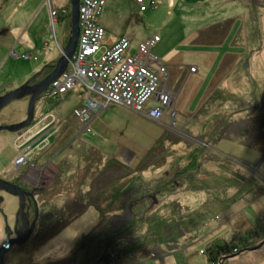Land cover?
<instances>
[{
	"label": "rangeland",
	"instance_id": "1",
	"mask_svg": "<svg viewBox=\"0 0 264 264\" xmlns=\"http://www.w3.org/2000/svg\"><path fill=\"white\" fill-rule=\"evenodd\" d=\"M156 1V7L142 12L136 0H105L98 20L109 37L132 39V51L140 41L160 36L161 40L152 48L151 53L156 56L151 61L166 69L161 87L166 83L172 91L169 85L175 82V90H180L176 102L172 91L175 104L171 110L165 108L160 121L147 116V107L140 110L119 104L105 107L102 96H86L78 84L76 93L70 92L73 87L52 99L45 97L47 88L36 101L34 126L16 137L12 135L16 132L1 133L0 175L7 176L15 168L16 145L20 142L24 146L27 142L32 146L35 138L47 134L46 126L52 125L56 134L49 137L52 146L76 134L77 127L83 132L87 154L82 192L70 196L59 187L54 202L57 222L53 224L55 228L49 226L50 232L46 230L43 237H49V242L39 251L52 254L55 260L69 254L74 256L72 248H83L85 244L84 251H89L91 258L89 264H98L97 254L101 262L106 257L111 264H208L206 254L200 253L206 246L201 238L207 234L229 231L227 239L231 241L233 232L250 229L257 232L258 240L264 241V0ZM66 5L67 0H0V96L40 72L51 57H59L58 46H65L70 27L60 18L61 14L56 15L54 22L51 10L61 11ZM193 68L198 71L192 73ZM154 97L148 105L153 104ZM28 100L21 98L8 103L1 109L0 122L12 124L24 118ZM89 100L95 103L91 119L101 112L87 130V125L78 121L75 110L85 107ZM58 116L65 118L61 120ZM66 123L68 128L62 131ZM8 134L12 136L8 138ZM194 137L201 141L206 137L201 144L208 143L230 160L234 158V167L239 170L247 166L261 183L247 182L251 195L229 204V211L206 221L195 232L197 236L181 230L184 226L177 220L162 221L164 226H155L161 227L158 232H165L166 236L168 232L167 240L172 246L144 248L145 241L134 239L131 229L124 226L132 221L133 214L139 220L143 218L148 227L152 225L149 217L169 201L177 209L180 206L197 209L204 203L202 191L183 190L165 199L155 193L158 183L165 186L175 179L180 183L196 167L181 160V154L191 157L201 151L197 162L211 158L213 150L198 144L199 139ZM43 141H38L40 147H44ZM115 154L120 159L114 158ZM162 155L168 159L166 165L162 163ZM65 157L70 169L75 168V153H62L57 164ZM210 166L205 168L209 170ZM141 168L144 171H139ZM112 171L119 172L118 176ZM205 171H198V178L207 174ZM70 172L67 185L75 186L74 181L80 176H75L74 169ZM160 214L167 213L162 210ZM3 227L0 225V238L4 239L0 247L7 244ZM97 227L100 229L96 231ZM137 244V250L124 254L127 246H133L134 250ZM6 253L11 258L14 247L8 246ZM118 253L120 259L115 262L114 254ZM224 264H264V246L256 252L230 257Z\"/></svg>",
	"mask_w": 264,
	"mask_h": 264
},
{
	"label": "built area",
	"instance_id": "2",
	"mask_svg": "<svg viewBox=\"0 0 264 264\" xmlns=\"http://www.w3.org/2000/svg\"><path fill=\"white\" fill-rule=\"evenodd\" d=\"M136 2L140 11L157 6L156 0ZM104 5L105 0H80V34L77 47L69 60L68 69L48 86L45 97H58L79 84L89 97L92 94L102 96L105 103L103 106L119 104L135 110L147 107V116L160 121L165 114V108L171 110L174 97L166 83L161 87L165 68H159V65L156 66L151 61L156 56L151 50L160 41V36L154 35L141 41L134 51L131 39L125 36L106 46L103 43L106 29L98 22ZM61 13L67 14V11L64 8L61 11L51 10L54 22L56 15ZM53 34L55 36V32ZM153 97V104L148 105ZM93 106L95 103L89 100L85 107L75 110L78 121L87 125V130L90 129L88 125L92 121L90 112ZM21 147H24L23 144Z\"/></svg>",
	"mask_w": 264,
	"mask_h": 264
},
{
	"label": "flooded vegetation",
	"instance_id": "3",
	"mask_svg": "<svg viewBox=\"0 0 264 264\" xmlns=\"http://www.w3.org/2000/svg\"><path fill=\"white\" fill-rule=\"evenodd\" d=\"M42 78L43 76L37 77L32 80L30 84H35ZM26 117L27 113L24 118L14 122L22 121ZM35 121L36 117H33V120L28 127L21 129L12 135H15L16 137L17 134L24 133L28 128L36 124ZM10 123L0 122V126ZM68 123H66V126L63 127L62 131H65L66 128H68ZM4 131L7 132V130H1L0 136ZM45 131H47V134H44L43 137L40 138L45 140L43 142L44 147L38 145V141L40 140L38 137L34 139V141H37L32 144V146L26 142L24 147H19L21 144L19 142L16 145L18 150L17 155L13 159L15 167L13 172L7 176L0 175V178L15 185L17 187L15 188L19 191L17 195H13L4 189H0V208L5 215L4 217L0 214V217L2 216L1 218L4 227L6 224H9L11 229H14L16 225L18 230H20L21 239L25 238L29 232L27 239L21 242V245H17L16 243L11 244V246L14 247L15 254H13L11 258H7L8 253H6L5 260L7 264H89L91 258L89 256V251H84L85 244L83 245V248H72L74 256L69 254L62 258L58 257V260H55L52 254L45 253L39 254V261H36L35 263L30 262L31 254L34 251H40L41 247L49 242V237H43L46 234V230L50 232L52 229H49V226H52L53 224L55 225L57 222L58 210L56 204L54 205V202H56L59 187L62 186V189L66 190L70 196H74L77 192H82L80 187L83 179L81 177H83L85 173L84 162L87 151L85 150V142L82 141L81 135L83 132L80 128L77 127L76 134H70L67 139L65 138L63 141H60L58 146L57 143L52 146L49 142V137L51 135H56L53 132L52 125L46 127ZM10 136L8 138H10ZM1 145L0 141V152ZM64 152H66V154H76L75 160L77 162L74 164V167H76L71 169H74L75 176H80V179L74 181L75 186L73 184L70 186L67 185L68 181L66 177L68 174L71 175V169L67 159L68 157H65V160L62 161L61 164H57V159ZM112 172V174L115 172V176L119 173H117V171ZM21 203L23 207H20ZM11 204L13 205L12 207ZM99 229L100 227H97L96 231ZM15 238L16 235L11 234L6 241H11ZM114 255L116 262L120 259V255L119 253ZM101 259V256L97 254L96 262L98 264H101L102 262L105 264H111L106 257H104L102 262Z\"/></svg>",
	"mask_w": 264,
	"mask_h": 264
},
{
	"label": "trees",
	"instance_id": "4",
	"mask_svg": "<svg viewBox=\"0 0 264 264\" xmlns=\"http://www.w3.org/2000/svg\"><path fill=\"white\" fill-rule=\"evenodd\" d=\"M64 9L67 11V14L61 13L60 18L64 20L66 24L69 25V27H71V8L69 7L68 9ZM53 64L54 63L46 64L41 69V74H39L37 77L45 76L46 74H48L52 70ZM189 134L191 137H193L191 133ZM205 138L206 137H204V140L206 141ZM203 141L199 140L198 144H201ZM203 144L204 146H207L208 149H210L209 151L213 150L210 154L211 158L209 157L206 158L205 161L197 162V157L200 156L198 154L201 153V151H199V153L195 155L191 154V157L189 154H186L184 156L183 154H181V160L189 162V165L192 167L193 165H196V167L192 169L191 172L189 171L190 173L187 179L185 180L184 178V181L180 183H178L176 179L168 181L170 184H165V186L161 183H158L155 193L157 197L159 195L161 199H165L171 198L173 194L181 192L183 190L185 192L202 191L204 193L205 198L204 203L197 209H182L181 206L177 209V207L172 203V201H169L164 207L160 206L157 209V211H159V214L157 211H155L156 214L152 217H149L148 220L151 221L152 225L149 222L150 225H148V227H145L146 223L143 221V218L139 220V217H135L136 215L133 214L132 221L126 223L124 226H127L129 229H131L130 231H132L131 233L134 239H136L137 241L138 239H140V241H145L143 245L144 248L147 246H154L153 248L157 246L160 247L162 246V244L172 246V244H169L170 242L168 243L167 240L168 232L166 236L165 232H158L161 227L155 226H164L162 221L168 222L170 220H177L178 223L184 226V228L181 227V230L187 231L188 234H195V232H197L202 226L207 224L206 221L214 219L213 216L215 217L216 215H221L222 213L227 212L229 209V204L237 202L238 199H247L248 195H251L249 194L251 188H249L248 190V188L246 187V185L248 184L247 182L251 183L252 185H254L255 183L258 184V182H260L259 179H257L254 175L250 174V170L247 166L246 169L242 168V170L232 169L230 163L231 160L229 158L222 155L219 151H216L214 148L212 149L210 144ZM203 144L201 145L203 146ZM216 155L217 157H215ZM162 156V163H164L167 158L166 155ZM208 164L211 165L209 167V170L205 168ZM141 170L143 169H139V171ZM205 170H207V174H205L202 178H198V174L196 173H198V171L199 173L203 171L206 172ZM163 182L164 181H162V183ZM206 185L208 186V188L206 187ZM172 208H174V210H172ZM162 210L167 214L162 216L160 214ZM133 223H135L133 225L135 227L132 228L131 225ZM228 234L229 231H225L223 234H207L206 236H203V238H201L206 246L205 248L200 249V253L206 254L208 258V264H224L225 260L230 257L237 256L238 254L243 252H256V250H259L264 246V243L259 246L263 242V238L258 240L256 238V231L247 229L244 232H233V234L230 236L231 241L227 239ZM195 235L197 236V234ZM256 242L258 243V245L255 246L254 243ZM252 245H254L255 248H253L254 246ZM250 246H252L251 250H248V247ZM132 247L133 246H127L124 250V254L125 252L137 250L135 248L138 247V244L135 245L134 250H132Z\"/></svg>",
	"mask_w": 264,
	"mask_h": 264
},
{
	"label": "water",
	"instance_id": "5",
	"mask_svg": "<svg viewBox=\"0 0 264 264\" xmlns=\"http://www.w3.org/2000/svg\"><path fill=\"white\" fill-rule=\"evenodd\" d=\"M69 4L71 8L70 35L67 38L65 46L61 50L59 57L52 65V70L37 83L30 84V82L35 78H37V76L41 74V72H38L37 74L32 76L30 79H28L24 84H22L18 88L12 91H8L2 96H0V111L2 108H4L8 103H10L13 100L29 97L27 117L20 122L12 123L9 125H2L0 126V130H8L13 133L29 126L33 120L37 99L48 88V86L53 81L58 79L60 75L67 69L69 60L72 58L75 49L77 47L79 34H80V25H79L80 0H69ZM15 187H16L15 185H12L6 180L0 178V189H4L8 193L17 195L19 191L16 189L17 187L16 188ZM20 207H23L22 203L20 204ZM0 214L5 217L3 210L1 208H0ZM4 234L7 238L11 234H14L16 235V238L11 241H7V244H4L2 245V247H0V264H7L4 258L8 246H10L12 243L21 245V242L27 239L29 232L27 233L25 238L21 239L20 230H18L17 226L15 225V228L11 229L9 224H6L4 227ZM263 243L264 241L259 246H261Z\"/></svg>",
	"mask_w": 264,
	"mask_h": 264
},
{
	"label": "crops",
	"instance_id": "6",
	"mask_svg": "<svg viewBox=\"0 0 264 264\" xmlns=\"http://www.w3.org/2000/svg\"><path fill=\"white\" fill-rule=\"evenodd\" d=\"M220 1H223V0H220ZM70 7V4H69V0H67V5L65 6V8H69ZM149 9L150 8H148L147 10H145V11H142V12H146V11H149ZM20 10V9H19ZM239 16H241V15H239ZM98 22H99V20H98ZM99 24H101V23H99ZM103 27H104V25L103 24H101ZM105 28V27H104ZM55 32V31H54ZM55 36H56V33H55ZM105 39L103 40V43L106 45V46H110V45H112V44H114L120 37H117V36H108V34L106 35L105 34V37H104ZM161 40V39H160ZM131 41H132V39H131ZM141 42V41H140ZM139 42V43H140ZM59 55H60V53H61V50L63 49V47H64V45L63 44H59ZM152 51V50H151ZM13 54L16 56V57H18V54H16V52L15 51H13ZM51 56H53V55H51ZM27 57V56H26ZM160 59V58H159ZM55 58L54 57H51V59L48 61V63H55ZM47 63V64H48ZM169 70V69H168ZM173 70H175V69H173ZM170 71V70H169ZM198 71V68L195 70V71H193L192 73H194V72H197ZM175 83V82H174ZM174 83H171L170 85H169V87H171V89H172V91L175 93V102L177 101V99H178V96H179V93H180V90H179V92H177L176 90H175V88H174ZM78 84H76L75 86H74V88H73V90H71L70 92H75V90H78V86H77ZM233 88V87H232ZM232 88H228L229 90H233ZM80 92H81V90H80ZM76 93V92H75ZM83 92H81V94H82ZM88 94H86V96H87ZM85 96V97H86ZM97 96V95H96ZM173 104H175V103H173ZM101 111H99L98 112V114L100 113ZM98 114H96V115H93V117H92V121L98 116ZM58 117H60L61 118V120L62 119H64L65 118V116H58ZM67 118V117H66ZM67 120H68V118H67ZM70 122V121H69ZM240 129V128H239ZM238 132H240V130L238 131ZM185 134H189L188 132L187 133H185ZM190 135V134H189ZM194 138H196V139H199V138H197V137H194ZM238 139H241V137H239ZM199 140H201V139H199ZM61 141V140H60ZM59 141V142H60ZM203 141V140H202ZM59 145V143H57V146ZM114 158H119L118 157V155L117 154H115V157ZM113 158V159H114ZM120 159V158H119ZM232 159V158H231ZM115 160V159H114ZM167 161H168V159L164 162V164L166 165V163H167ZM233 161H236L234 158L231 160V167H232V169H237V168H235L234 167V165H235V163L233 162ZM163 166V165H162ZM158 170H161L160 168H158ZM147 170H145V172H146ZM118 176V175H117ZM116 176V177H117ZM179 200H180V198H179ZM229 211V210H228ZM2 224H3V222H0V225L2 226ZM4 225V224H3ZM3 233H4V227H3ZM3 242H4V239L3 238H0V245L1 244H3ZM39 254H41L39 251H34L32 254H31V258H30V262L31 263H35L36 261H39L40 260V256H39ZM130 264V263H129Z\"/></svg>",
	"mask_w": 264,
	"mask_h": 264
}]
</instances>
